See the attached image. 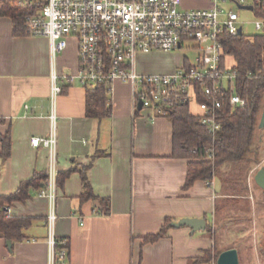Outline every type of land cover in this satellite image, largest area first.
<instances>
[{"label": "crops", "instance_id": "0c3cea01", "mask_svg": "<svg viewBox=\"0 0 264 264\" xmlns=\"http://www.w3.org/2000/svg\"><path fill=\"white\" fill-rule=\"evenodd\" d=\"M228 4L181 0L187 9L215 5L232 9ZM136 56L135 69L143 74H167L191 62L170 51ZM52 66L60 73L77 72L75 39L52 59L47 37L15 35L11 17L0 12V134L9 131L11 138L10 156L0 161V195L14 192L36 172L47 173L48 148L32 145L31 138L49 134L53 106L56 168L69 171L56 189L53 231L69 240L68 264H189L190 258L211 248L205 229L192 231L186 225L169 227L155 241L143 240L156 233L166 217L212 221L221 198L215 178L196 179L183 187L188 159L172 156L168 117L134 110L131 86L123 80L112 85L108 116L86 115V89L76 81L64 84L53 103ZM191 105L196 110L190 111L198 113L197 105ZM87 165L92 192L101 203L108 202V214L95 211L98 200L78 199L82 192L78 167ZM48 210V199L35 190L26 200L11 203L10 214L34 220L25 229L28 238L12 242L11 248L0 233V264H47Z\"/></svg>", "mask_w": 264, "mask_h": 264}, {"label": "built area", "instance_id": "2783aa9c", "mask_svg": "<svg viewBox=\"0 0 264 264\" xmlns=\"http://www.w3.org/2000/svg\"><path fill=\"white\" fill-rule=\"evenodd\" d=\"M32 9L25 16L28 35L45 36L52 59L63 51L69 39H75L78 69L60 73L52 66L50 97L54 103L64 84L74 81L87 87L106 85L111 92L116 80L127 81L132 90L133 108H144L152 117L166 115L181 104H196L200 124L213 135L220 128L219 109L245 105L236 92L237 73L224 62L221 35L238 34L242 28L235 10L215 5L211 8L187 9L181 0H11ZM244 5L246 0H213ZM256 30L264 23L255 19ZM243 32V29H242ZM193 61L167 74H143L135 69V57L151 51H172L190 47ZM198 90L203 99L197 98ZM56 113L49 114L50 131L46 137H33L31 144L48 148L49 165L45 186L38 195L48 199L46 216L47 264H68L66 239L57 241L53 227L56 198Z\"/></svg>", "mask_w": 264, "mask_h": 264}, {"label": "trees", "instance_id": "16d2710c", "mask_svg": "<svg viewBox=\"0 0 264 264\" xmlns=\"http://www.w3.org/2000/svg\"><path fill=\"white\" fill-rule=\"evenodd\" d=\"M252 9L257 19L264 23V0H252ZM29 7L18 6L11 0H0V12L11 17L15 35H28L25 31V16L32 13ZM224 57L231 56L233 70L236 71V92L245 99V105L230 107L227 102L219 109L220 128L211 135L200 124L198 115L190 111L188 104L173 107L165 116L172 123V156L188 159L186 178L183 184L187 188L196 179L208 180L221 178L219 166L223 162L241 161L249 150L254 131L259 123L264 108V29L251 34L221 35ZM187 64V62L185 63ZM86 89V115L90 117H104L111 112L110 92L106 85H90ZM63 92V91H62ZM197 98L203 99L198 90ZM0 161L6 160L11 153V138L7 131L0 134ZM91 163H89L90 165ZM87 166L78 167L82 181V192L78 196L80 201L88 199L98 200L95 211L101 214L109 213L108 202L101 203L92 192L87 177ZM69 171L57 172L56 184L62 185ZM47 173L36 172L29 179L19 183L16 190L7 195H0V233L6 241H21L28 238L25 232L34 220L31 216H16L9 213V206L13 201H24L31 197V190L39 192L45 186ZM225 181V179H224ZM222 181V182H224ZM223 186V185H222ZM233 187V185H230ZM227 192V195L238 196L241 193ZM225 200V199H222ZM221 200V201H222ZM219 201L214 207L217 212ZM172 219L166 217L164 223L156 233L143 237L144 242H152L162 237L172 226ZM212 223H206L205 231L212 240L211 248L205 249L202 255L189 259V264H203L212 261L221 250L215 246L212 234ZM57 241L67 237H56ZM11 248V245H10Z\"/></svg>", "mask_w": 264, "mask_h": 264}, {"label": "rangeland", "instance_id": "374dc122", "mask_svg": "<svg viewBox=\"0 0 264 264\" xmlns=\"http://www.w3.org/2000/svg\"><path fill=\"white\" fill-rule=\"evenodd\" d=\"M251 1L246 0L245 4L251 5ZM227 4L238 13L244 34L262 31L254 27L257 17L253 10L239 8L236 3L229 1ZM192 45H194L193 42L189 44L190 47L170 52L186 56L193 61L196 51L191 47ZM224 62L226 65H233L231 56L226 55ZM189 106L191 110H196L195 105ZM263 164L264 125L259 127L258 123L244 159L223 162L219 166L221 178H215L221 194V198L217 200L219 201L217 212L211 221L215 246L218 250L236 248L239 264H264V190L255 183L253 178L255 171ZM231 184L233 187L230 186ZM232 190L242 195L230 197L231 195L226 194ZM215 260L216 258L203 264H215Z\"/></svg>", "mask_w": 264, "mask_h": 264}, {"label": "water", "instance_id": "95a60500", "mask_svg": "<svg viewBox=\"0 0 264 264\" xmlns=\"http://www.w3.org/2000/svg\"><path fill=\"white\" fill-rule=\"evenodd\" d=\"M239 8H246L251 10L252 5L244 4L238 5ZM238 34L242 33V28H238ZM264 125V108L262 110L260 120H259V127H263ZM254 181L255 183L264 190V164L260 166L254 174ZM172 226L180 227L183 225L189 226L192 231L205 229L206 221L204 218L200 217H182L176 221L171 222ZM7 245L10 246L11 242L8 240ZM215 264H239V257L238 251L236 248L231 247L227 249L221 250L215 260Z\"/></svg>", "mask_w": 264, "mask_h": 264}]
</instances>
